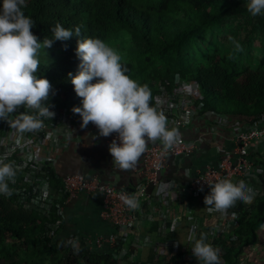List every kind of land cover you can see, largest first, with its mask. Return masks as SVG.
<instances>
[{
	"label": "trees",
	"instance_id": "obj_1",
	"mask_svg": "<svg viewBox=\"0 0 264 264\" xmlns=\"http://www.w3.org/2000/svg\"><path fill=\"white\" fill-rule=\"evenodd\" d=\"M249 0H25L23 12L35 26L32 31L41 42L52 40L50 48L57 51L52 63H40L38 77L47 79L52 88L48 104L54 112V125L64 120L81 124V117L74 113V107H82L70 82L69 73L79 71L80 58L76 55L77 40L99 38L105 41L120 30H128L138 53L140 65L122 62L130 77L138 75L141 85L147 84L155 97L163 91H170L175 75L185 81H193L201 91V112H227L234 115L257 119L264 115V49L259 66L254 70L245 68L243 81L238 80V72L224 59L207 57L204 65L195 66L189 62V42L201 36L205 26L214 21L243 17L247 14L250 22L248 33L258 35L264 48V15L252 16L246 5ZM182 14L181 17H176ZM59 23L66 29L80 28V37L55 40L51 29ZM53 53V52H52ZM158 61V63L156 62ZM96 81L93 80L92 83ZM47 102H45V105ZM34 114V110H31ZM46 121V120H45ZM6 162V161H5ZM18 169L15 183H10L13 195H0V247L10 240L13 245L40 244L48 248H62L68 252L64 264H191L174 257L171 262L155 263L152 257L121 260L110 253L87 252L70 244L50 242L49 234L55 230L54 222L60 220L56 214L57 205L63 199H55L48 216L34 207V189L37 183L21 186L22 170ZM36 168L35 177L43 178L56 194L63 193L60 178L46 163ZM16 189L19 191L16 192ZM235 225L228 227L221 241L215 242L220 250L222 264H235V258L245 246L257 240V229L264 222V193L255 197L251 206H241ZM60 224L62 221L60 220ZM232 238L230 246L224 238ZM224 246V247H223ZM7 264H18L16 261Z\"/></svg>",
	"mask_w": 264,
	"mask_h": 264
},
{
	"label": "clouds",
	"instance_id": "obj_2",
	"mask_svg": "<svg viewBox=\"0 0 264 264\" xmlns=\"http://www.w3.org/2000/svg\"><path fill=\"white\" fill-rule=\"evenodd\" d=\"M25 6V0H0V120L6 121L21 138L25 133L42 130L44 120H52L55 115L48 104L52 86L37 75L41 50L51 47L52 40L45 38L41 42L33 34L35 22L24 14ZM246 8L254 17L264 15V0H249ZM51 31L54 39L60 41L81 35L78 26L73 31L59 23ZM232 42L235 52L243 51L239 42ZM76 55L80 58L79 71L68 76L76 95L82 98V107L72 111L81 117V128L92 123L99 136L116 134L108 145L113 166L119 171H131L150 142L160 141L170 148L178 141V130L169 128L165 114L153 106L149 86L126 74L122 57L114 48L99 38H82L77 40ZM20 108L34 110V114L21 113ZM5 159L0 158V195L8 198L13 195L9 184L15 183L18 169ZM256 195L243 180L233 183L222 179L210 186L204 205L209 213L227 214L237 202L251 205ZM121 199L131 210L140 207L134 195L122 194ZM232 217L235 219L236 214L232 213ZM193 239L194 233L189 236V240ZM205 241L206 236L201 234L191 248L198 264H222L220 250Z\"/></svg>",
	"mask_w": 264,
	"mask_h": 264
},
{
	"label": "built area",
	"instance_id": "obj_3",
	"mask_svg": "<svg viewBox=\"0 0 264 264\" xmlns=\"http://www.w3.org/2000/svg\"><path fill=\"white\" fill-rule=\"evenodd\" d=\"M201 99V91L195 82L185 81L175 75L171 90L158 94L154 101L158 110L167 117L168 127L179 130L183 127L188 128L194 118L202 121L206 119L204 114L209 116V113L201 112ZM218 117L220 116L214 114V119L212 118L214 123ZM232 118L235 121L231 128L233 132L230 137L224 138V152L216 159L209 154H202L204 151L200 148V143L205 132H199L193 139H186L179 132L178 141L170 148H165L160 141L149 143L147 151L141 157V167L135 170L138 181L134 185L121 187L116 185L111 178L118 171L115 166L109 171L110 177L102 179L98 163L90 167L88 166L90 161L87 158L83 162L71 161V167H80L75 170L60 169L52 158H46L48 160L46 164L58 175L63 186V193L56 194L43 178H38L41 189L36 185L33 191V207L46 216L55 204V199H63L62 204L57 205L56 210L62 224L60 220L54 222L55 230L49 234L50 242L63 241L76 249L90 253H110L113 257H119V254L125 252L123 238L131 234L134 229L138 230L144 219V214L141 213L142 207L155 201L156 192L152 189L158 185L159 172L171 161L181 165L184 158L191 155L200 157L194 168V176L187 182L186 187L177 186L172 191H167L166 200L168 202H175L178 193L186 189L193 200H199L210 193L212 184L222 179H230L233 183L243 180L256 193L263 194L264 176L261 175L263 171L251 155L252 153L264 154V115L257 119L244 115H235ZM76 126L84 132L83 134L92 144H98L101 140L105 148H108L111 141L116 139L115 133L108 137L99 136L98 129L92 123H89L86 128H81L79 123L64 120L58 125L44 127L46 140L53 141L59 127L67 129V133L72 134ZM213 126L215 127V124ZM206 134L213 137L215 131L211 129ZM117 143H119L118 140ZM226 143L227 147H225ZM82 150L90 151L87 148ZM18 191L16 189V192ZM122 194L134 195L139 200V209H129L121 199ZM76 200L92 206L96 226H90L78 220L77 215L73 216L65 210L67 205ZM240 203L246 209L251 206ZM153 209L152 206L151 213ZM217 213L212 212V214ZM237 218L229 219L227 228L234 226Z\"/></svg>",
	"mask_w": 264,
	"mask_h": 264
},
{
	"label": "rangeland",
	"instance_id": "obj_4",
	"mask_svg": "<svg viewBox=\"0 0 264 264\" xmlns=\"http://www.w3.org/2000/svg\"><path fill=\"white\" fill-rule=\"evenodd\" d=\"M181 16L182 14H178L176 17ZM249 19L246 14L243 17H230L221 21H214L205 26L202 35L193 38L188 44L189 62L199 66L204 65L209 56H213L215 59H224L238 72V80L243 81L245 68L254 70L258 67L264 49L258 35L254 34L253 36L246 30L250 22ZM233 40L240 43L243 48L242 52H235ZM104 42L121 55V62H130L134 65L139 63L138 65H140V61L137 60L136 47L128 30H120ZM56 54V50L50 47L45 48L41 50L40 62L52 63ZM230 56L232 58H229ZM156 62L158 63V61ZM134 72L135 74L131 78L138 81V75L136 71ZM18 111L32 114L31 109L20 108ZM18 114H13V117ZM44 124L46 127L54 126L51 120L47 119L44 120ZM47 143L44 128L39 132L25 133L21 138L6 121L0 120V158H6V162L13 164L21 162V164H17L22 170L21 186L30 185L35 181L34 183H37L41 189V185L35 177V167L48 162L45 158L47 156V152H45ZM205 196L199 200H193L194 204L189 207L169 206L165 215L163 212L165 208L163 210L160 208L162 210L160 214L159 206L155 200L152 203L153 213L149 212L151 218L148 221L149 231L148 228H144L147 224H140L139 226H143V232L140 235L124 237L125 252L119 254L118 258L123 262L133 261L138 258V253L142 249L144 250L143 258L146 259L151 256L155 263L171 262L176 257L181 262L198 264L191 252L194 240L199 239L201 234H204L206 236L205 242L215 247V242L221 241L222 234L227 229L228 220L234 219L232 213H235L237 218L241 207V203L237 202L235 207L228 209L227 214L220 212L212 214L207 211V206L204 205ZM153 223H156L159 228L167 224L170 226L171 233L165 242H161V246L155 244L158 243L155 236L159 234L158 230L150 231ZM193 233L194 239L189 240V236ZM232 241V238H225L223 243L230 246ZM43 244H40L39 249H35L32 245L29 247L21 244L13 245L8 240L0 247V264H7L11 261H16L18 264H64L68 252L58 247L50 249ZM235 264H264V222L257 229L256 242L244 247L243 251L235 258Z\"/></svg>",
	"mask_w": 264,
	"mask_h": 264
},
{
	"label": "crops",
	"instance_id": "obj_5",
	"mask_svg": "<svg viewBox=\"0 0 264 264\" xmlns=\"http://www.w3.org/2000/svg\"><path fill=\"white\" fill-rule=\"evenodd\" d=\"M209 113V116L204 114L206 119L204 120H197V118H194L192 120L191 125L189 127H183L178 130V132H181L186 139H193L198 135L199 132H205V135H203L202 142L200 143V148L203 149V155H211L215 157V159L218 157V155L222 154L224 152V138L230 137L232 134V127L235 123L233 120L234 114H230L227 112H215V111H205ZM214 114H217L218 117L216 119V122L214 123ZM203 118V114L201 115V119ZM213 118V119H212ZM215 124V127L213 126ZM214 130L215 134L210 136V134H206V132H209ZM68 130L62 127H59L57 130L56 137L53 141H47V147L46 151L47 156L45 158H52L54 162L56 163L57 167L60 169H77L80 167H71L70 164L71 161H81L83 162L84 159H89L90 164L88 162V166H92L94 163H98V167L100 170V176L102 179H107L110 177L109 171H111V167H113L112 164V157L108 151V148H105V145L102 144V141L100 140V143H91V141L85 137L83 134L84 132L77 128L73 131V133L68 134ZM89 143V144H88ZM151 143V142H150ZM96 145V146H95ZM95 146V148H94ZM227 143L225 144V147H227ZM84 148H87L90 151L84 152ZM252 159L256 161L257 165L260 166V169L263 171L261 175L264 176V154L263 155H255L252 153ZM40 158V157H39ZM199 156L197 155H191L189 157L184 158L183 163L181 165H178L176 162L171 161L166 167H164L158 174V185L153 188L152 190H155L156 196H155V202H157L160 208L164 209V215L166 214L165 211L169 208V206L173 207L175 206H182V207H189L193 203V199L190 196L189 191L186 189L184 191H181V193H178L177 200L175 202H168L166 200V192L172 191L175 187L180 186L186 187L187 182H189L193 176H194V168L195 165L198 163ZM82 159V160H81ZM43 164V163H42ZM141 167V158L136 166L135 169L123 172V171H117L113 177V181L118 186H129L134 185L138 181V176L136 175L135 170L139 169ZM237 182V181H236ZM234 182V183H236ZM260 195L257 193L256 196ZM182 198V199H181ZM172 203V204H171ZM173 205V206H172ZM157 206V205H156ZM152 204L144 205L141 209V213L144 214V219L141 222V225H146L144 228H148V221L151 220L150 213ZM66 211H69L73 216L77 215L78 220L88 223L90 226H96L95 222V215L92 212V206H88L84 203H82L80 200L72 201L69 205L66 206ZM162 210H160V214L162 213ZM150 212V213H149ZM149 215V216H148ZM263 224V223H262ZM261 227V226H260ZM158 230L159 234H156V239L158 243H155L156 245L161 246V242H165L167 240V237L170 235V229L168 224L162 225L160 228L156 225V223H153V225L150 227V231ZM143 232V226H139L138 230H133L131 232L132 237L135 235L138 236ZM128 236V235H127ZM126 237V236H125ZM124 239V238H123ZM139 249V247H137ZM143 248V247H141ZM166 250L164 249V252ZM144 250L141 249L138 253V258H143Z\"/></svg>",
	"mask_w": 264,
	"mask_h": 264
}]
</instances>
